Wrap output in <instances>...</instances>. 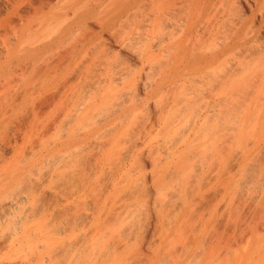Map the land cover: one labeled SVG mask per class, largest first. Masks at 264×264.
Segmentation results:
<instances>
[{
  "label": "bare ground",
  "instance_id": "obj_1",
  "mask_svg": "<svg viewBox=\"0 0 264 264\" xmlns=\"http://www.w3.org/2000/svg\"><path fill=\"white\" fill-rule=\"evenodd\" d=\"M0 264H264V0H0Z\"/></svg>",
  "mask_w": 264,
  "mask_h": 264
}]
</instances>
